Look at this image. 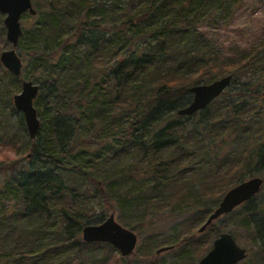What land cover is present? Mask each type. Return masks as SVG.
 <instances>
[{
  "label": "trees",
  "instance_id": "16d2710c",
  "mask_svg": "<svg viewBox=\"0 0 264 264\" xmlns=\"http://www.w3.org/2000/svg\"><path fill=\"white\" fill-rule=\"evenodd\" d=\"M237 2L35 3L18 56L27 63L23 79L39 86L41 125L33 142L22 118L8 131L22 152L33 143V160L0 170V264H109L116 252L109 244L79 237L107 216L95 215L86 194L108 212L139 220L125 226L150 233L139 264L157 256L153 221L161 214L190 218L159 248H176L183 264L204 256L211 237L201 242L197 230L234 186L233 175L264 170V37L223 54L203 31L224 21ZM229 75L227 92L207 109L178 115L192 100L190 87ZM9 80L11 86L19 78ZM10 86L0 78L4 132L15 113ZM235 210L221 219L234 217L252 235L257 252L249 248L246 256L264 264V190ZM205 232L214 238L222 231L214 223Z\"/></svg>",
  "mask_w": 264,
  "mask_h": 264
},
{
  "label": "water",
  "instance_id": "95a60500",
  "mask_svg": "<svg viewBox=\"0 0 264 264\" xmlns=\"http://www.w3.org/2000/svg\"><path fill=\"white\" fill-rule=\"evenodd\" d=\"M0 14L5 16L3 26H5V37L10 44L8 51L0 54V63L4 70L15 78H20L22 74V59L18 57L17 49L22 37V25L20 20L28 15H37L31 0H0ZM231 75L219 78L207 85L196 84L189 88L192 100L186 108L178 112L180 116H192L197 112L204 111L214 100L229 88ZM20 94L12 97V102L16 112L20 113L25 124V131L30 141H34L38 136L41 123L34 107V100L40 90L33 81L21 79ZM264 94V93H263ZM264 185V180L258 177L244 181L226 191L218 206L213 209L209 217L197 230L201 235L211 228L213 224L231 214L236 208L244 205L259 194ZM81 241L86 244H109L115 251H118L121 258H127L133 254L137 245V236L130 230L121 227L110 214L106 220L99 225H86L82 228ZM211 249L196 264H238L244 261L246 250L239 246L229 233H220L214 239ZM171 251V248L161 247L156 255Z\"/></svg>",
  "mask_w": 264,
  "mask_h": 264
},
{
  "label": "rangeland",
  "instance_id": "374dc122",
  "mask_svg": "<svg viewBox=\"0 0 264 264\" xmlns=\"http://www.w3.org/2000/svg\"><path fill=\"white\" fill-rule=\"evenodd\" d=\"M37 1L38 0H31L33 7H35V3H37ZM231 10H232L231 13L228 15V17L224 21L216 24V26H214V28L205 27V30H203L204 32L207 33L209 39H212L215 43H217V48L223 54H226L232 46H237V47L240 46V47H244V48H249V45L258 43L260 38L263 39V37H264V0H238L237 6ZM4 19H5V16L0 14V54L3 51H8V49L11 48L10 44L7 43L6 37H5V26H3V20ZM34 21H35V17H31V16L28 17L27 15L23 16L20 20V25H22V30L28 32L29 29L33 26L32 24L34 23ZM1 28H3V30H1ZM19 53H20V48L17 49V54L19 55ZM22 64H23L22 69L25 71V65L27 63L22 61ZM4 71L6 73H4ZM9 75H11V74L8 73L6 70H4L1 63H0V78L2 79L3 83H9V86H10L11 80H9ZM21 79H23L22 76H21V78H19L18 83L17 82L12 83V85L10 86V89L12 91L11 97H10V102H11L10 107L17 114H15V113L10 114L9 110L7 108L6 112L10 114L8 116V124L9 125H8V129L6 132H4L3 130L0 131V148L12 146L10 144V141H11L13 135L10 134L8 131L12 130V128L13 129L16 128V124H15L16 121L18 120V118H22V115L20 113L16 112V110L14 109L13 102H12V97L14 95L20 94V92H21L20 91ZM210 83L211 82H208L207 84H210ZM207 84L201 83L200 85H207ZM34 107H35V105H34ZM198 119L196 118L195 121H197ZM22 120H23V118H22ZM24 132L26 134L25 130H24ZM26 138H27V140H29L28 134L26 135ZM32 144L33 143L30 142V144H28L29 145L28 148L24 152H22V146L21 145L12 146V147L16 148L17 151L25 154L24 160L20 161L21 164H27L33 160V157L29 156L31 153L30 148H31V146H33ZM1 169H3L2 166H0V170ZM233 177H235V178L233 179ZM233 177H232V179L234 180L233 181L234 186H236L240 183H243L244 181H248L249 179H252L255 177H258V178H261L264 180V170L255 169L253 172H247V170L244 169L243 171L240 170V171L236 172L235 175H233ZM233 187H231V188H233ZM263 190H264V186H263ZM263 190L261 192H263ZM91 195L86 194V195H84V197L87 198V201L92 206L95 215L101 214L104 211V212H106V215H107V216H105V220H106V218L110 214H113L116 222L121 227H123L124 229H128V230L132 231L137 236V239H138L137 245L134 249L135 251L133 252L131 257L129 256V258H127V259H122L121 256L119 255L118 251H116L115 253L112 252V255L109 254L110 259L112 257L111 261H109L110 262L109 264H139L140 263L138 261L139 257L141 256V254H143L146 251V249H148V244L150 241L148 239V236H151V235H149L150 233L142 232V230L134 231L133 229L125 226L124 224L126 222H128L130 224L132 223V225H134L135 222L139 221V220L132 215L128 216L127 213H125V215H122L117 211V209L114 210V212H111V211L108 212L107 210L109 208L106 206V204L101 203L99 200L95 199L93 196L91 197ZM208 204H209V207H212L213 203L208 202ZM235 212L238 213L237 210H235ZM132 213H133V211H132ZM189 216L190 215L185 213L184 216L176 217L174 219V218L166 216V214H161V215H158L156 218H154V221H153L155 224L154 226L157 227L156 231L158 233H157V235H156V233L154 234L155 235L154 239L152 238L153 239V243H152L153 247H156L159 250L160 249L159 244L164 242L167 239V237H169L172 234V231L179 229L180 223H183L188 218H190ZM119 218H121L123 220V222H121V220ZM215 224L217 225V228H221V231H222L221 233L226 232V233L233 235L237 244L239 246H241L243 249H245L246 252L249 248H251L255 252H257V245H255V241L251 242V240H250L252 235L249 232L246 233L245 230H242L240 227H237L234 224V217L227 218L224 220L219 219L218 221L215 222ZM89 225L93 226V225H99V224H93V225L89 224ZM226 226H229L230 228H225ZM195 236H197V234H195ZM199 236L202 238V239H200L201 242L206 241L209 237H211V243L209 244L210 249L212 248L211 247L212 242L214 241L215 238L218 237V236H215L214 238H212V236L207 232H204L203 235H199ZM79 237L81 240V234ZM161 247H163V246H161ZM140 250H141V253H140V255H138ZM177 251L178 250L176 248H174V250L171 249V251L161 253L160 255H157V256L149 257L148 261L150 264H177V263L183 264L184 261L181 262V259H179V258H182V254L178 253ZM248 253L249 252H247L246 255ZM153 255H155V253ZM201 259H202V257H201ZM251 263H252V257L248 256L244 261H242L238 264H251Z\"/></svg>",
  "mask_w": 264,
  "mask_h": 264
},
{
  "label": "clouds",
  "instance_id": "9594fccd",
  "mask_svg": "<svg viewBox=\"0 0 264 264\" xmlns=\"http://www.w3.org/2000/svg\"><path fill=\"white\" fill-rule=\"evenodd\" d=\"M25 154L16 150L12 146L0 148V166L12 167L24 160Z\"/></svg>",
  "mask_w": 264,
  "mask_h": 264
}]
</instances>
